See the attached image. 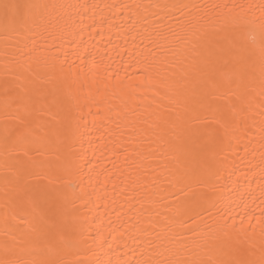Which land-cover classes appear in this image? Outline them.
Masks as SVG:
<instances>
[{"label":"snow or ice","instance_id":"6c2138e0","mask_svg":"<svg viewBox=\"0 0 264 264\" xmlns=\"http://www.w3.org/2000/svg\"><path fill=\"white\" fill-rule=\"evenodd\" d=\"M0 264H264V0H0Z\"/></svg>","mask_w":264,"mask_h":264},{"label":"bare ground","instance_id":"6f19581e","mask_svg":"<svg viewBox=\"0 0 264 264\" xmlns=\"http://www.w3.org/2000/svg\"><path fill=\"white\" fill-rule=\"evenodd\" d=\"M257 158H258V155H257Z\"/></svg>","mask_w":264,"mask_h":264}]
</instances>
